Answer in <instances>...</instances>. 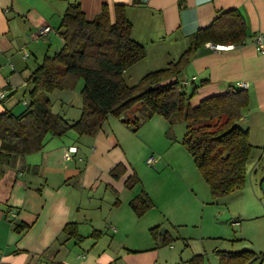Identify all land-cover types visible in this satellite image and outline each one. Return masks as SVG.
I'll list each match as a JSON object with an SVG mask.
<instances>
[{"label": "crops", "instance_id": "crops-1", "mask_svg": "<svg viewBox=\"0 0 264 264\" xmlns=\"http://www.w3.org/2000/svg\"><path fill=\"white\" fill-rule=\"evenodd\" d=\"M70 5H80L90 23L108 6L111 24L116 22V6H126L131 36L147 49L139 63L142 69L178 61L198 31L222 13L238 12L246 23V41L220 45L222 49L208 43L194 51L182 83L194 79L186 86L198 88L194 105L247 84L249 106L238 125L249 131L252 155L264 157V53L255 44L257 37H264V0H0V91L6 93L0 115L20 116L28 109L32 77L65 46L60 31ZM46 26L52 32L35 39ZM83 88L80 79L70 90L50 94L51 101L59 96L52 101L53 112L59 103L63 117L79 121ZM118 120L106 119L93 135L71 130L48 136L41 151L19 156L14 163L0 162V264L175 263L169 255L174 238L168 229V189L139 178L113 134V129L122 131ZM70 148L77 152L66 160ZM135 176L140 183L130 188L128 180ZM142 190L154 208L139 217L130 203ZM157 227L161 236L156 241L151 230Z\"/></svg>", "mask_w": 264, "mask_h": 264}, {"label": "trees", "instance_id": "trees-1", "mask_svg": "<svg viewBox=\"0 0 264 264\" xmlns=\"http://www.w3.org/2000/svg\"><path fill=\"white\" fill-rule=\"evenodd\" d=\"M115 9V23L111 24L108 6L90 23L80 12V5H70L60 31L65 46L54 57L47 58L32 77L28 109L20 116L11 112L0 115V162L14 163L19 156L41 151L51 135L61 137L71 130L93 135L110 116L127 125H140L160 116L171 126L179 121L186 124L183 146L216 200L242 190L253 152L249 131L238 125L249 106L246 90L233 89L194 105L198 88L188 96L185 82L177 78L193 52L204 45L241 46L247 39L242 16L236 11L220 14L210 27L195 34L190 50L181 59L129 86L123 74L146 58L147 49L131 36L133 25L127 17V7L117 5ZM80 79L85 106L81 119L69 122L53 112L49 95L70 90ZM222 117H226L223 122ZM139 183L135 176L127 184L132 188ZM130 204L139 217L154 208L143 190ZM160 232L159 227L151 230L153 240L160 238ZM228 255L225 253L223 259H228ZM236 256V261L244 264L245 256Z\"/></svg>", "mask_w": 264, "mask_h": 264}, {"label": "rangeland", "instance_id": "rangeland-1", "mask_svg": "<svg viewBox=\"0 0 264 264\" xmlns=\"http://www.w3.org/2000/svg\"><path fill=\"white\" fill-rule=\"evenodd\" d=\"M142 65L138 63L123 74L129 86L139 84L146 75L156 72V68L165 69L169 64L163 62L143 69ZM183 72L177 76L180 82L184 80ZM184 91L188 96L195 92L192 88ZM58 97L53 95L52 101ZM73 106V112L77 111L76 103ZM61 108L58 103L54 113L60 114ZM109 119L118 120L114 116ZM225 119L222 117L221 122ZM120 127L122 131L113 129V134H117L139 178L144 176L146 182L157 181L168 189V229L174 238L169 255L176 260L174 264H242L236 261L237 252L245 256L244 264H264V157L252 155L248 160L246 185L242 190L216 200L183 146L187 134L184 122L171 126L165 118L154 116L140 125L121 122ZM150 156L159 160L155 168L147 165ZM167 170L170 172L159 175ZM222 250L227 251L228 259H223Z\"/></svg>", "mask_w": 264, "mask_h": 264}, {"label": "built area", "instance_id": "built-area-1", "mask_svg": "<svg viewBox=\"0 0 264 264\" xmlns=\"http://www.w3.org/2000/svg\"><path fill=\"white\" fill-rule=\"evenodd\" d=\"M52 32V29L51 27H45L43 30H41L39 32V34L34 37L35 39L36 38H42V37H46L48 36L50 33ZM264 37L263 36H260V37H257L256 39V45H257V49L259 52H261L262 54L264 53ZM218 49H222V47H217ZM26 57H28V54H25ZM194 83V79L192 80H188L187 82L184 83V86H190V84ZM241 87L244 89V90H247L248 88V85L247 84H244L242 83ZM6 98V93H4V91H0V101H3L4 99ZM28 103L25 101L24 102V105L28 106L27 105ZM77 152V148H70L69 151L67 153L64 154V157L66 160H70L71 159V154L73 153H76ZM158 158L155 157V156H151L149 157V159L147 160V165H150V166H153L154 168L156 167V163H158ZM13 215V217H16L17 214L15 211H12L11 213Z\"/></svg>", "mask_w": 264, "mask_h": 264}]
</instances>
